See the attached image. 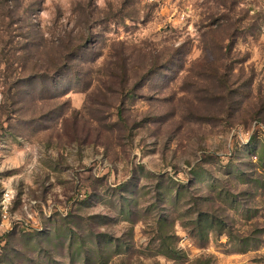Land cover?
<instances>
[{"label":"rangeland","instance_id":"rangeland-1","mask_svg":"<svg viewBox=\"0 0 264 264\" xmlns=\"http://www.w3.org/2000/svg\"><path fill=\"white\" fill-rule=\"evenodd\" d=\"M261 154L264 0H0V264H264Z\"/></svg>","mask_w":264,"mask_h":264},{"label":"trees","instance_id":"trees-1","mask_svg":"<svg viewBox=\"0 0 264 264\" xmlns=\"http://www.w3.org/2000/svg\"><path fill=\"white\" fill-rule=\"evenodd\" d=\"M68 52L75 51V46H72L69 44L67 46ZM263 153V152H262ZM259 164L262 170H264V155L259 156ZM174 192V195L172 197V194ZM167 195H169L171 198L175 199L177 197H180L181 191L178 189H169ZM165 203V201H163ZM159 225V231L158 236L161 243L162 251L160 252V255L167 260L173 261L175 263H182L184 262L185 257L183 255H180V251L177 249H174L169 246V243L167 241L170 240L172 236L168 235L167 229V223L165 219H161L158 223ZM224 227V223L220 221L217 217L209 215L206 212L199 211L196 213L195 218L189 223V229H190V235L194 237L196 240L200 242L206 241L208 235L212 232H218L222 234ZM93 255H85L84 261L88 262L92 259Z\"/></svg>","mask_w":264,"mask_h":264},{"label":"built area","instance_id":"built-area-1","mask_svg":"<svg viewBox=\"0 0 264 264\" xmlns=\"http://www.w3.org/2000/svg\"><path fill=\"white\" fill-rule=\"evenodd\" d=\"M10 206H11V196L8 192H5L0 197L1 221H8Z\"/></svg>","mask_w":264,"mask_h":264}]
</instances>
